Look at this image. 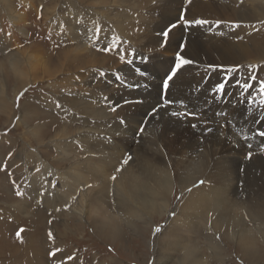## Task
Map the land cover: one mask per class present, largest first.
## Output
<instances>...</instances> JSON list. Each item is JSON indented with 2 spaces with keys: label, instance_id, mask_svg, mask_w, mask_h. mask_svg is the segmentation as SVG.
<instances>
[{
  "label": "bare ground",
  "instance_id": "bare-ground-1",
  "mask_svg": "<svg viewBox=\"0 0 264 264\" xmlns=\"http://www.w3.org/2000/svg\"><path fill=\"white\" fill-rule=\"evenodd\" d=\"M17 1L23 7L20 12L15 10L17 5H10V0H0V48L4 43L10 45L6 53L7 64L0 61V70L3 74L6 68L37 70V67L47 66L48 61L59 58L68 61L66 70L54 68V75L59 73L61 78L56 79L58 76H54L56 80L54 91H51L53 95H47L50 97L48 99L31 100V105L33 103L40 106L45 103L53 106L54 111L61 113L66 120L61 122L56 117H49L50 123L53 122V131H50L52 134L49 136L42 134L41 128L46 130L43 124L39 128L34 127L37 129L35 143L40 145L46 142L44 145L49 152H44V155L38 148L30 152L18 145L19 153L23 156L18 163L20 170L25 172L26 195L32 197L34 194V197L25 200L4 193L1 195V202L6 205L3 211L6 214L5 221L12 218L15 222H25L23 231L20 235L13 236V241L19 244L27 240L30 242L25 254L17 256L19 244L16 247L13 241L9 243L4 240L3 235H6L0 231V251L4 249L2 243L5 241L10 245L8 254L17 256L16 260L20 259L15 264H46L48 250L46 252L45 248L36 250L32 247H36L38 242L43 243L50 231L55 234L58 226L54 229L56 220L48 226L46 216L40 214H43L42 210H36L31 217H26L33 211L29 203L31 200L36 202L39 195L43 198L39 201L45 206L54 207L56 213L65 211L76 220L70 233H74L73 228L78 231L83 223H87L96 238L105 237L112 242L124 241V228H131L136 232L143 225L142 232H146L149 228L148 221L165 220L159 231L161 237L156 238L161 251L157 252L155 260L161 263V258H168L173 250L178 253L175 258L177 264L204 263L200 250L198 257L196 255V245L202 241L203 247L209 250L210 260L215 261V264H220L218 257L225 252V244L234 245V250L248 264H257L260 256L253 248L259 240L264 242V155L245 136H228L229 130L223 129L224 118L221 115L224 114L216 109L217 106L207 95L209 86L213 88L220 83L225 78L223 75L230 76L228 72L219 74L226 69L217 70V66L223 67L227 61L234 66L257 62L258 64L249 67V72L253 73L264 60L263 49L243 44L239 40L242 38L239 32L234 36L230 32L228 35H221L213 30H218V22L213 20L223 19L224 12L228 10L227 5L230 4L209 5L213 0H200L206 5H198L193 2L196 0H184L189 3L182 7L186 17L208 21L207 25L199 26L196 32L193 31L194 26L189 28L184 40L186 47L181 55L184 54L185 58L194 63L178 72L167 94V98L174 101L173 111L187 110L195 113V118L189 119L172 117V110L167 108H161L157 117H149L151 109L160 102L161 85L157 80H145L146 77L140 79L129 64L123 65L124 60L132 59L144 66V70L156 73L159 78L170 70L174 63L173 56L179 51L181 34L170 32L167 47L163 51L171 53V59L168 56L167 61L162 60L161 57L165 54L147 52L148 48L163 40L161 35L148 32L150 28L153 29L148 25L152 24L155 32L162 33L167 28L165 23L174 17L165 16L164 12L175 14L172 9H181V3H177V0H169L170 5L157 6L159 16L156 20L154 16L148 18L146 15L155 11L145 9L139 15L137 24L134 21L128 22L131 15L138 14L137 0H88L90 5H83V0H75L74 3L71 1L72 5H56L59 0H50V8L42 6L40 11L35 7L37 18L36 22L31 19V28L30 17L25 10L34 8L32 0ZM143 1L152 4L153 0ZM250 2L252 5L249 7L241 5L244 9L241 10L240 18L246 19L243 13H250L251 16L246 20L250 21L248 24L251 28H255L260 22H264V0ZM230 3L232 5L233 2ZM62 7L68 10L67 16L58 12ZM50 15L52 17L48 18ZM3 20L9 26L8 33L2 31L5 23H2ZM33 22L35 26L42 22V30L48 32L49 39L54 28L57 34L61 31L60 36L73 41V47H70L73 53L71 59L66 56L65 46L56 51L54 60L46 55L43 46L36 40L31 39L26 47H21L20 43L27 37L26 28L31 30ZM133 25L143 26L144 29L134 33ZM241 31L243 34L244 28ZM122 40L128 44L122 45ZM97 45L103 48L108 46L115 51L102 55L92 50L91 47ZM117 52L124 57L123 61L113 59L112 53ZM142 57L151 59L142 63ZM205 64L211 67L204 69ZM95 70H99L95 74L100 81L108 76V82L100 83L92 79L89 75L94 74ZM102 72L104 76H101ZM6 75L9 76L0 74V86L6 83ZM114 75H123L122 82H113ZM26 82L28 80L24 81ZM230 83L235 85L236 82L230 80ZM136 84L141 86L135 89L126 86ZM144 84L149 87H143ZM1 88L2 113L7 103L2 100ZM187 94L189 97H186ZM232 95L246 97L235 86L229 87L227 84L223 101L232 102L235 99ZM137 99H142L143 103H135ZM222 99L218 96L213 98L214 103L221 102ZM124 101L129 102L125 104ZM57 104L60 105L59 108L56 107ZM109 105H117V111H111ZM239 106L245 108L243 104ZM21 112V116L26 117L27 113L24 110ZM35 113L39 112L30 111L31 122L42 119L40 114ZM55 119L59 121L56 122ZM234 122L235 120L233 125L236 123ZM193 124L197 127L193 128ZM142 125H146V128L143 135H140ZM70 126L75 135H70L71 130L67 132ZM243 127H246L245 121ZM209 128L213 131L208 132ZM179 139L184 140L178 143ZM52 149L53 164L46 161L49 153L52 154ZM249 153L252 156L250 160L246 158ZM129 155L131 160L123 164L122 161ZM8 162L13 166L16 161ZM45 163L54 166L51 169L54 172H47V176L41 173ZM31 171H34V176L30 174ZM2 181L5 179L0 173V190L7 191L8 187ZM200 181L204 183L197 186ZM178 193V201L173 202L172 196ZM3 222L0 221V225ZM31 225H36V228L30 229ZM16 229L22 230L21 227ZM67 246L70 248V245L57 239L54 256L60 260L54 261V264H83L82 254L77 259L68 258L63 251L68 249ZM60 252H64L67 258H59ZM94 257L91 259L94 260ZM94 264L106 263L95 259Z\"/></svg>",
  "mask_w": 264,
  "mask_h": 264
},
{
  "label": "rangeland",
  "instance_id": "rangeland-1",
  "mask_svg": "<svg viewBox=\"0 0 264 264\" xmlns=\"http://www.w3.org/2000/svg\"><path fill=\"white\" fill-rule=\"evenodd\" d=\"M71 1L73 3L75 2V0H59V4H56V5H69V4L72 5ZM159 1L160 2H158L157 0H153L151 2L152 4H148V1L137 0V12H138V14L134 13L133 15H131V19L128 22L134 21L135 24H137V22H139V20H140L139 15L144 13L145 9L148 10L149 8L154 10L155 12L152 14L150 13V15H148L146 13L145 14L148 16V18L149 17L153 18V16H154V20H156V18L159 16L157 14L156 7L160 6V5H170L171 4V2L169 0H159ZM32 2L34 5V8H32V9L27 8L26 10L24 9L28 13V16L30 17V20H29V27L30 28H31L30 23L32 22L31 19L36 22V18H37V16L34 13L35 7H37V9L41 11L42 6L44 8H46V7L50 8L52 6V4L50 3V0H32ZM176 2L181 3V5H180L181 9H179V8H178V10L172 9V11L175 12V14H168L167 12H164L165 16L166 15L174 16L171 18L172 20L170 19L165 24L167 25V27L171 24H174V23L178 25V27L172 29V31L181 34V39L179 41V43H181L182 41L185 40L186 35L188 34L190 27L185 29L184 25L182 23H180L179 17H180L181 12H184V11H182V7H185V5H188L189 3L187 4V2H184V0H177ZM193 2H196L198 5H206L205 3L200 2V0H196ZM212 2L213 3H210L209 5H224L226 2L228 4H230V5H227L228 10L226 12H224L225 17L223 19L213 20L215 23L216 22L219 23V26L217 27L218 30L213 29L217 34L228 35L230 32L231 35L236 36V33L239 32V36L242 37V38H239V40L243 44H246V46H251V45L252 46H258L261 49H263V52H264V40H263L264 39V22H260V24L256 25L255 28H251L250 25L248 24L250 21L246 20L248 18V16H251V14L249 12H248L249 15H247L246 13L245 14L243 13V15L245 16L246 19L240 18V16L242 15L241 10L244 9L241 5H245V8H246V5H247V7H249V5H252L250 0H226V1L225 0H213ZM230 2H233L232 5ZM156 3H158V4L155 5ZM192 4L193 3L191 2V5ZM10 5H15V6L17 5L15 10H18L19 12H20V10L22 11V9H23L20 1H17V0H10ZM83 5H90V4H88V0H83ZM138 5H139V7H138ZM58 12L62 16H67L68 10L65 9V7H62L61 9L58 10ZM52 16H54V12L52 13ZM52 16L50 15V16H48V18H50ZM185 18L189 21H194L195 19H199L198 17H188V16L186 17V15H185ZM244 20H246V21H244ZM3 22H5V23L2 26V31H5L6 33H8L9 26L6 23V21L3 20L2 23ZM35 22H33V27L31 30L29 28H26V31L28 32L26 34L27 37L23 38L24 41L20 43L21 47H23V46L26 47L28 42L30 43L32 40H36L38 43H40L43 46V49H44L46 55L48 57H50L52 60H54V54L56 53V51L65 46L66 56L71 59L73 53H72L70 47H73V44H74L73 41L67 40L65 38V36H62V35L60 36L59 34L61 33V31H58V34H57L56 31L54 30V28L52 31V37H51V39H49V38H47L48 32H44L42 30V29H44V27H41L42 22L38 23L39 24L38 26H35ZM234 25H235V27H233ZM148 26L153 28V29L150 28L148 32H151L154 35L159 34V32H155L154 26L152 24H151V26L150 25H148ZM242 28H244L243 34L241 31ZM143 29H144L143 26H136V25L132 26V32H134V33H136L137 31H143ZM198 30H199V26H194L193 31L196 32ZM203 31H201V32H203ZM207 34H212V33L207 32ZM253 40L255 42H253ZM162 42H163V40L158 41V43L155 46H153V47L151 46L150 48H148L147 52L149 54H153V53H158L159 55L165 54L164 56L161 57V59L167 61L168 56H170L169 59H171V53L167 54L163 51V48L160 47V44ZM121 44L126 45L128 43L126 41L122 40ZM259 45H261V46H259ZM66 46H68V47H66ZM9 47H10V45H7L4 43L3 47L0 48V61H4L6 64L8 61L7 57H6V53L9 51V49L7 50V48H9ZM91 48L96 53H100L102 55H108L109 54V52L105 53L103 51L104 48H109L108 46L107 47L105 46L103 48L101 45H97V46H92ZM2 49H3V51H2ZM144 55H147V54H144ZM182 56L185 58L184 54ZM112 57H113V59H116V60H122L120 52L119 53L117 52L116 54L112 53ZM119 57H120V59H119ZM173 57L175 58V54ZM128 61H134V60L126 59L123 61V65L125 66V64H129ZM67 62L63 61L61 58H59L56 61H48L47 66L37 67V70H31L30 68L24 69L23 67L6 68L5 69V71H6L5 74H8L9 76L6 75V79H5L6 83H2L0 86V88L2 87L1 89H2V93H3L2 100L5 103H7V106L4 109V112H2V113L0 112V173L2 175V178L5 179V181H2V182L5 183L6 188L7 187L8 188L6 189L7 191L0 190V219H1L0 221L1 222L4 221L3 224L0 225V231L4 232V234L6 236L3 235V239L7 240L9 243H11L13 241V236L20 235V232H22L24 227H25V226H23V224L25 225V222L24 223L22 221L15 222V221H12V218H9L8 221H5L4 218H5L6 214H4L3 211H4V208L6 207V205L1 202V200H2L1 195L6 193V194L13 196L14 198H17V197L19 199L24 198L25 200L28 197L29 198L34 197V194L32 197L26 195L27 189H25V184H27V182H25L26 179L24 178L25 172L23 170H20L19 163H18L20 161L21 157H23V156L19 153L20 147L18 145H20L21 147H23L24 149H26L27 151H30V152H33V151H35V149L38 148V149L43 151L42 155H44V152H49L47 146L44 145V143H46V142H44L40 145L35 143V139L37 138V137H35V133L37 131L36 128H39V126L43 124L44 126H46V130L44 127H42L41 132H42V134L49 136L52 134V132H50V131H53V129L51 127V125L53 126V122L50 123L51 121L49 119H51V118H49V117H56V118L60 119L61 122H63L62 120H66V118L61 113L54 111V107L53 106L50 107L49 104L44 103L43 105L37 106L33 103L31 105V102L37 101L36 99H38V101L41 99H44V98L48 99L50 97H48L47 95H49V96L53 95L51 93V91H54V81L56 79L61 78L59 73L54 75V68L60 67V68H63L66 70V68L68 66ZM240 64L238 66H234L233 63H230L227 61L223 67L217 66L216 69L217 70H221L222 68L226 69L225 71L222 70L219 74H221L223 72H228V73H230V77H231L230 80H234L235 82L237 81V79H239L240 82L252 83V81L249 80V77L252 76L253 74H255V77H256L255 85L252 89H250L252 94L255 96V100H254V103L252 106H249L247 103V100L249 98L247 96L248 95L247 93H244V94H246V97L232 95L233 98H235V99L230 103L223 101V99L221 102L214 103V100H213L214 95H212V93H211V90L213 88H210V86L208 87L207 95L209 96L210 101H212V103L215 106H217L216 109H219V112L222 111V113L224 114L221 116L224 118L223 123H224L225 127H223L222 125L221 126L223 127V129L225 131L229 130L228 136H233V137L245 136L247 139L254 142V146L259 149V153L264 155V151L260 150V149L264 148V137H261L258 135L259 132L264 131V108L260 107V101L262 99H264V96H262L258 92H256V88H258L259 82L264 81V60H262V63L260 64V68H258L253 73L249 72V67L251 65L258 64L257 62L253 63V64H244V63L242 65H240ZM129 65H130L131 69L133 68L132 70L134 72L138 66L140 68V70L146 71L148 73V76L146 77V79H145V77L138 75V77H140V79L143 78V79L147 80L150 78V80H152V81L157 80L160 85L162 84L163 77L165 75L163 77H160V78H162V80H161L156 75V73H154L153 71L150 73L149 71L144 70L145 67L137 64V62H135V61ZM210 67H211L210 65L205 64L203 68L209 69ZM233 68H238V71H235V72L227 71L228 69H233ZM84 70L87 71L86 69H84ZM95 72H97V74H98L99 70H95L94 74L89 75L92 79L98 80V82H100V83L108 82V80L106 79V78H109L108 76H106V78L104 77L103 80L100 81L99 77L97 76V74H95ZM0 74L2 76L5 75V74H3V72L1 70H0ZM54 76H58V77L56 79H54ZM115 76L116 75H114L112 78V79H114V80H112L113 82H116ZM227 76L228 75H223V77H227ZM120 77L122 78L123 75H120ZM126 79H128V78H126ZM25 80H28V82L24 83ZM230 80L227 81V84H229V87H232V86H234V84L230 83ZM116 83L118 84L120 82H116ZM23 85H26V86H23ZM186 97H189V95L187 94ZM227 104H228V106H226ZM239 104H243L245 106V108H241L239 106ZM172 107H174V106L171 105L167 109L172 110ZM23 110L27 113L26 117L21 116V114H22L21 111H23ZM34 110L39 112V113H35V114H40L42 116V119H37V120H34L33 122H31L29 120V114H30V111L33 112ZM214 113L216 114L217 112L215 111ZM216 115L220 116L218 114H216ZM254 119H255V121H254ZM226 120H228L229 122L225 123ZM233 120H235V122H236V123L234 122L235 125H233ZM55 121L58 122L59 120L55 119ZM244 121H245L246 127H243ZM56 122H54V124H56ZM37 123H39V124L35 125ZM34 127H36V128H34ZM71 127L72 126L67 128V132H69L71 130L70 135H75V132L72 131ZM230 127H232V129ZM48 128H49V132L47 131ZM136 135H138V134H136ZM183 140L179 139L178 143H182ZM49 154H50V156L46 158V161H49V163L53 164L54 163V151H53V149H52V154L51 153H49ZM40 157H42V156H40ZM8 161H16V162H14L15 165L13 164V166H11V165H9V164H11V162L9 163ZM51 161H53V162H51ZM48 165L49 164L45 163V165H44L45 168L43 171H41V173H43V174L45 173L46 176L50 171L54 172V171H52L54 166H50V165L48 166ZM30 174L32 176L35 175L34 171H31ZM37 183H39V182L37 181ZM18 191L22 193L21 196L17 195ZM64 191H66V190H64ZM37 196H38V200L36 202L31 200V203H29V205L33 209V211L31 212L30 216H26V217L27 218L31 217L36 210H38V212L40 210H42L43 214L41 212H40V214L43 216H46V221H48L47 222L48 226H51L52 223L54 222V220H56L54 222V229L56 228V226H58L56 228L55 234H54V231H50L49 233L47 232L48 233V235L46 236L47 238H45L43 243L38 242L36 247H32V248H35L36 250H40L41 248H45L46 252L48 250V252H47L48 258H47V261H45L46 264L47 263L48 264H54V261L60 260V259L55 258V256H54V251H57V249H56L57 239L60 240L61 242L65 243V244L70 245L69 246L70 248H68V246H67L68 249L63 250V251L66 252V254L68 255V258H71V260L75 259V258L76 259L79 258L78 255L82 254L84 256L82 258L83 264H88L90 262H92L91 264H94L95 259L99 260V261H104L106 264H177L175 262V258L178 257V253L175 252L174 250L169 253L168 258H161L162 263H161V261L158 262L155 260V258H157V256L155 257V255L157 254V252L161 251V248L158 249V242L156 241V238H160L161 234H160V232H158V233H153V232H154V229H156L158 227L161 229V227L164 226L165 220H163V219L160 220L159 222H158V220L148 221L149 228H148V231H146V232H142L143 225H140V229H137L136 232H134L133 229H131V228H124V232H123L124 233L123 234L124 235V241L122 243L117 242V241L112 242V241L107 240L105 237L104 238L100 237L99 239L96 238L95 235L92 233V231H91V229L87 223L86 224L83 223V225L80 226V229L78 231L76 229L74 230V228H73L74 233H72V232L70 233V228H72V226H73V224H75L76 220L71 218L69 213H67V212L65 213V211L63 213L62 212L56 213L57 211H54V207L45 206L42 201H39L43 198L39 195H37ZM171 199L173 202H177L179 199V193L173 195ZM15 200H17V199H15ZM15 200H13V201H15ZM2 219H4V220H2ZM27 225H28V223H27ZM18 227H21L22 230L18 231L16 229ZM35 228H36V225H34V227H32V225H31L30 229H35ZM46 230H47V227H46L45 231ZM42 231L44 232V230H42ZM49 234H50V236H49ZM8 242L5 243V241H3V243H2V245L4 244L3 245L4 249L2 251H0V253H1L0 254V264H13L12 262H14V264H15L16 261L20 262V261H18L20 259L16 260L17 256L21 257L22 254L23 255L25 254V251L28 249L27 247H28V244L30 241H28V240L25 241L27 243L22 242L23 244L22 243L19 244L17 241L12 242L13 244L16 243V245H17L16 247H18V244H19V247H18L19 250H18L17 256H15V257H12L8 254L7 249H10L8 247V246H10V245H8ZM224 244H225V242H224ZM233 244H234V240H233ZM203 246L204 245H203L202 241H199L198 245H196L197 257H198V250H200V256L202 255V257H203L202 261H204V263H202V264H215V261L210 260L209 250ZM200 247H201V249H200ZM253 249H254V251L258 252V255L260 256L259 261H257L256 263L257 264H264V242H261L259 240V242H257L254 245ZM20 250H21V252H20ZM6 252H7V254H6ZM75 252H77V253H75ZM63 253L64 252H60L58 257L59 258H63V257L67 258L66 254H63ZM93 257H94V260L91 259ZM2 258H3V260H2ZM13 258H15V259H13ZM51 258L53 259L52 261H51ZM22 259L25 260L24 257ZM218 260H219L220 264H248V262L246 260H244L240 256V254L234 250V245H226L225 244V252L221 256L218 257ZM21 264H23V263H21Z\"/></svg>",
  "mask_w": 264,
  "mask_h": 264
},
{
  "label": "snow or ice",
  "instance_id": "snow-or-ice-1",
  "mask_svg": "<svg viewBox=\"0 0 264 264\" xmlns=\"http://www.w3.org/2000/svg\"><path fill=\"white\" fill-rule=\"evenodd\" d=\"M179 21L180 23H182L185 27V29L192 27V26H204L208 24V21L203 20V19H195L194 21H189L185 18V13L181 12L180 17H179ZM217 27L219 26V23H217L216 25ZM178 27L177 24H171L169 25L167 28H165L162 33H159L158 35H161L163 37V42L160 44L161 48H166L167 47V42L169 39V35L170 32L172 31V29ZM235 27V25L233 26ZM99 31V29L97 30ZM186 47V42L182 41L179 45V51L175 54V58H174V63L172 64L170 71L166 72L165 76L163 77V82L161 84V91H160V102L157 106H154L151 109V115L149 117L151 118H155L159 115L160 113V109L161 108H168L170 107L174 101L170 100L167 98V94L170 90V87L172 85V83H174L175 78L178 75V72L184 68L185 66L191 65L194 63L193 60L191 59H187L184 58L181 53L183 52L184 48ZM99 50V49H98ZM103 51L105 53H108L109 51H115V49H110V48H104ZM130 55H133L132 53H129ZM121 59L123 60L124 57L121 56ZM151 58L150 57H142L141 58V62L142 63H147L149 62ZM134 61H128L129 64L133 63ZM255 67V66H252ZM251 71V68L249 69ZM227 71H238V68H233V69H228ZM136 74L142 77H147L148 73L146 71H142L140 70L139 67H137V69L135 70ZM105 74L102 72L101 76H104ZM121 77L119 75L115 76V81L119 82L121 81ZM231 77L227 76L224 79H222V81L216 85H214L213 89L211 90L212 95L214 96H218L219 98H223V96L225 95V89L227 87V81L230 80ZM249 80L252 81V83L249 82H240L239 79H237L236 83H235V87L239 90V92L241 94L247 93L248 94V100L247 103L249 106H252L255 100V96L252 94V92L250 91V89H252L255 85V74H253L252 76L249 77ZM127 87L130 88H139L141 85H126ZM143 87L147 88L149 87L148 84H144ZM256 92H258L260 95L264 96V81H260L259 82V86L258 88H256ZM129 101H124L125 104H127ZM135 103H143L142 99H137L135 101ZM57 108L60 107L59 104L56 105ZM110 110L115 112L117 111V105H109ZM260 107L264 108V99H262L260 101ZM170 115L172 117H187L189 119H194L195 118V113L193 112H189L187 110L185 111H171ZM123 123V121H121ZM193 128H196L197 125L193 124L192 125ZM146 125H142L139 129V134L143 135L144 131H145ZM208 132H212L213 129L209 128L207 129ZM259 136L264 137V131H261L258 133ZM249 147H251V145H249ZM262 151H264V148L261 149ZM247 159H251V153H249L246 157ZM131 160V156L129 155L126 159H124L122 161L123 164H127L129 163V161ZM119 171V169H117ZM112 179H115V177H112ZM204 182L200 181L199 184L197 186L202 185ZM18 196H21L22 193L21 192H17ZM174 215V213H173ZM159 231H161V229L158 227L156 229H154V233H158Z\"/></svg>",
  "mask_w": 264,
  "mask_h": 264
}]
</instances>
